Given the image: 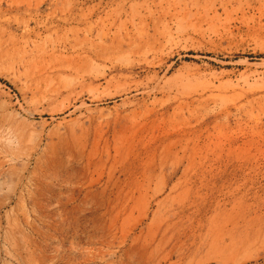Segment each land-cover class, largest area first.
Masks as SVG:
<instances>
[{"label": "rangeland", "instance_id": "1", "mask_svg": "<svg viewBox=\"0 0 264 264\" xmlns=\"http://www.w3.org/2000/svg\"><path fill=\"white\" fill-rule=\"evenodd\" d=\"M0 264H264V0H0Z\"/></svg>", "mask_w": 264, "mask_h": 264}]
</instances>
